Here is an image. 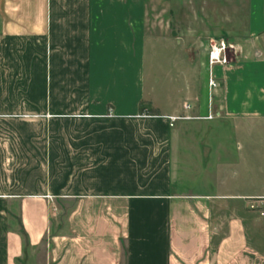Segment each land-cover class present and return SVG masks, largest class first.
Wrapping results in <instances>:
<instances>
[{"label":"crops","instance_id":"1","mask_svg":"<svg viewBox=\"0 0 264 264\" xmlns=\"http://www.w3.org/2000/svg\"><path fill=\"white\" fill-rule=\"evenodd\" d=\"M155 1L0 0V264H264V209L247 200L264 186L166 177L192 161L180 147L210 148L186 135L202 128L231 127L250 170L264 157V29L230 43L209 88L203 38L149 23Z\"/></svg>","mask_w":264,"mask_h":264},{"label":"rangeland","instance_id":"2","mask_svg":"<svg viewBox=\"0 0 264 264\" xmlns=\"http://www.w3.org/2000/svg\"><path fill=\"white\" fill-rule=\"evenodd\" d=\"M148 11L149 23H157V18L161 15L164 18L162 24L170 28L176 36H201L206 45L205 54L208 52L210 40L223 39L227 44H234L248 37L250 28L264 29V0H157L154 4H151ZM257 14L260 15V19L257 18ZM232 56L233 50L228 48V60ZM164 68L165 66L155 67L157 71ZM149 70L148 68L147 72ZM178 79L181 83L180 77ZM180 83H177V79H175L174 81L171 80V82L164 80L161 83H156V85L159 92L163 88L167 87L168 90L172 85L178 86ZM67 122L72 123L73 120H67ZM188 122L194 125L206 123L191 120L180 121L178 124ZM186 135H193L196 140L209 141L211 143L210 148L204 149L200 147L191 150L180 147L178 149L182 152L180 156L185 157V159L186 157L191 158L192 161L187 163V165H181L183 168L176 171L174 175L171 172L170 175L166 176L168 177L171 190L199 193L213 192L217 189L224 190L235 186L238 187V183L249 182V180L259 186H264V157L251 164L252 170L248 169L247 166L249 165L237 161L236 158L239 153L236 141L239 137L231 127L226 126L221 129L202 128L197 131H188ZM179 139L185 140L187 138L183 133ZM217 142L218 145L216 144ZM203 150L209 153L205 154L204 152V154H201ZM205 156L210 157V163L201 161L200 158ZM218 157L224 163L218 164L216 159ZM159 177H161V174L158 175L157 173L153 175L152 180L159 179ZM254 209L258 211L264 209V203H257ZM70 214L68 212L55 213L51 234L54 235L59 232L58 219L68 218ZM252 215L258 220L264 219V215L260 212ZM42 255L43 251H40L39 256L41 257Z\"/></svg>","mask_w":264,"mask_h":264},{"label":"built area","instance_id":"3","mask_svg":"<svg viewBox=\"0 0 264 264\" xmlns=\"http://www.w3.org/2000/svg\"><path fill=\"white\" fill-rule=\"evenodd\" d=\"M231 48L230 44H227L223 39L209 41L208 52H207V64L209 68V88H215L217 82L212 77L211 69L217 65H227L229 60L227 58V50ZM185 109H189L190 106L187 104L184 106ZM170 127H173L175 123L180 121H191V120H210L212 115L208 113L205 116H191V115H177V116H166L164 117ZM247 200H250L254 204L252 208L256 207L257 203L263 202L264 197H248ZM264 213V211H262Z\"/></svg>","mask_w":264,"mask_h":264}]
</instances>
